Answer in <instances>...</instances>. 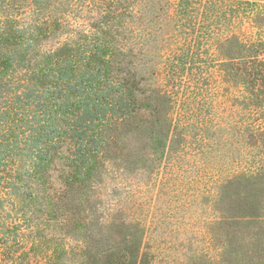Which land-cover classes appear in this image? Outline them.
<instances>
[{
	"label": "trees",
	"instance_id": "16d2710c",
	"mask_svg": "<svg viewBox=\"0 0 264 264\" xmlns=\"http://www.w3.org/2000/svg\"><path fill=\"white\" fill-rule=\"evenodd\" d=\"M261 1L0 0V264H15L19 250L32 264H65L67 233L58 235L56 225L67 228L68 201L79 192L98 197V225L122 216L129 230L113 264H155L141 220L114 192L129 163L122 145L136 123L144 127L150 106L164 131L155 154L165 155L193 126L181 92L191 86L198 95L195 84L224 98L216 106L226 114L238 109L244 143L257 150L220 190L264 180ZM211 108L206 103L201 113ZM196 120L203 128L207 118ZM39 206L56 225H40ZM16 212L19 219H11ZM234 221L255 228V243L239 262V228L229 233L228 264H264V217L226 218Z\"/></svg>",
	"mask_w": 264,
	"mask_h": 264
},
{
	"label": "rangeland",
	"instance_id": "374dc122",
	"mask_svg": "<svg viewBox=\"0 0 264 264\" xmlns=\"http://www.w3.org/2000/svg\"><path fill=\"white\" fill-rule=\"evenodd\" d=\"M151 66L146 65L148 73L143 75L148 84L154 79ZM190 87L181 92L182 105L194 120L187 136L178 138L170 149L167 145L165 155L163 149L155 154L157 142L154 139L163 140L164 131L156 125V117L149 114L151 107L148 106L144 127L139 129L136 123L125 135L122 148L129 158L127 172L111 183L118 185L115 194L125 196L129 213L131 211V215L141 220L145 251L154 255L155 264H228L225 244L229 241V233L238 228L233 245L236 252L233 253L241 262L254 247H251L255 243L251 241V230L255 228L236 221L227 224L226 218L264 217V180L255 186L236 184L223 191L219 187L231 175L247 170L257 150L244 143L238 109L226 114L223 108L216 106V101L224 103V98L214 100L209 86L202 91L195 84L198 95L190 93ZM147 95L150 96L149 91ZM206 103L214 107L210 114L205 110L201 113ZM203 116L207 120L201 128L196 119ZM98 203L96 196L86 200V194H76L68 201L70 221L66 229L48 219L45 209L36 208L37 217H45L40 224L42 227L56 225L58 235L62 230L67 233L64 242H60L65 248V264H113L117 260L129 230L122 226V216L109 227L98 225ZM31 210L35 213L34 208ZM18 215V212L13 213L11 219H19ZM46 221L53 224L47 225ZM127 221H130L128 216ZM43 233L48 234L46 229ZM29 247L30 244L26 249ZM20 253L21 250L15 264H32ZM26 253L31 255L30 251Z\"/></svg>",
	"mask_w": 264,
	"mask_h": 264
}]
</instances>
